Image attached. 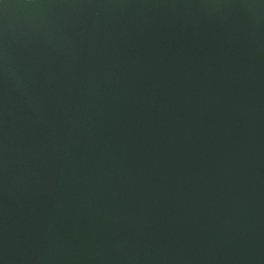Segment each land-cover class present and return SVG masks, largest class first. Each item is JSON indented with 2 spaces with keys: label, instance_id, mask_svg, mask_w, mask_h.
Masks as SVG:
<instances>
[{
  "label": "water",
  "instance_id": "obj_1",
  "mask_svg": "<svg viewBox=\"0 0 264 264\" xmlns=\"http://www.w3.org/2000/svg\"><path fill=\"white\" fill-rule=\"evenodd\" d=\"M0 264H264V0H0Z\"/></svg>",
  "mask_w": 264,
  "mask_h": 264
}]
</instances>
